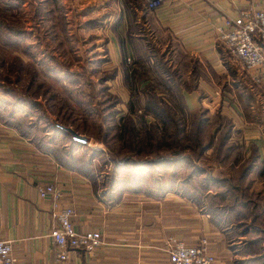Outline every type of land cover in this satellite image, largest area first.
<instances>
[{
  "label": "crops",
  "instance_id": "1",
  "mask_svg": "<svg viewBox=\"0 0 264 264\" xmlns=\"http://www.w3.org/2000/svg\"><path fill=\"white\" fill-rule=\"evenodd\" d=\"M89 2L85 11L82 3L65 6L67 22L71 24L67 12L73 10L77 29L89 28L93 41L101 42L93 46L101 51L91 49L96 55L88 59L90 67L93 72L111 70L101 77L102 86L117 90L120 108L124 109L130 89L123 73L133 67L132 88L171 84L187 109L204 110L208 122L216 116L229 121L228 140L239 145L240 161L252 155L260 168L264 162V89L251 82L215 28L240 8L264 7V0H166L152 11L144 9L142 0ZM235 84L243 92L235 95L226 90ZM45 182L60 187V203L74 209L75 228L100 231L101 242L91 252L70 249L66 260H55L49 236L55 220L48 199L40 197L36 188ZM252 185L264 189V176ZM103 189H96L94 180L63 165L0 120V238L11 242L14 264H168L163 245L169 235L187 245L205 238L214 256L212 264H246L250 256V246L244 247L241 235L228 239V228H220L187 197L117 195ZM176 197L187 203L176 204ZM160 207H167L166 212Z\"/></svg>",
  "mask_w": 264,
  "mask_h": 264
},
{
  "label": "rangeland",
  "instance_id": "2",
  "mask_svg": "<svg viewBox=\"0 0 264 264\" xmlns=\"http://www.w3.org/2000/svg\"><path fill=\"white\" fill-rule=\"evenodd\" d=\"M86 1L64 0L63 4L61 0H58L60 8H57L51 0H48V3L46 0H0V84L12 89L14 94L24 96L32 102L31 107L25 108L31 112L28 116H31V120L36 125L35 135H42L45 139L51 137L54 127H56L51 121L53 118L61 124L71 126L78 133L87 137L86 144L76 145L77 150L74 155L78 162L87 158L91 160L96 189H101L104 183L107 186L110 176L117 175V171L114 170L116 166H113L114 160H120L124 156L134 159L141 158L147 148L144 147L143 151L135 154L122 144L126 141L116 138V133L120 132L119 126L122 125L118 117L129 116L140 132L146 131L143 130L142 122L149 124L152 129H155L154 131H159L162 130L161 125H155V119L153 120L146 113L145 101L150 99L159 107H168V104H174L175 101L171 94L173 91H166L162 86L152 90L132 88L130 83H133L136 77L135 71L133 74L124 72V78L130 80H127L130 89L127 101L124 102V109L119 107L118 103L122 98L120 99L117 90L102 86L104 80L101 77L106 76L111 70L108 68L101 72H93L90 67L91 61L88 60L91 56L96 55L95 52L92 53L93 51H101L100 47H93L100 46L101 42L93 41L89 34V28L83 26L77 29L72 20L76 17L73 10L67 12L71 24L67 22L65 6H75V2H78L83 4L85 8L82 11H85L86 7L91 5ZM142 1L144 2V0ZM6 24L9 28L5 26ZM74 28L76 29L74 30ZM69 31L74 33L73 36ZM46 58L45 65L39 62ZM80 60L81 64H79ZM77 84L80 86L75 87ZM238 86L239 84H235L226 90H232L237 95L238 92H243V89ZM174 93L175 99L178 98L182 103L180 94L177 95V91ZM0 95L2 94L0 93ZM130 101L134 104L132 112H128ZM108 103L111 104V107L108 106ZM142 111L146 113L144 121L137 118V115ZM179 113L178 111L176 114H172L173 119ZM167 121L172 126L174 120L171 121L170 118ZM195 123L194 116L191 114L185 116L186 131L188 128H192ZM214 125V119H211L207 128L213 131ZM105 131H107L106 134H104ZM69 138L70 135L67 132H61L55 138L56 145H69ZM148 149L150 148L148 147ZM196 161L212 174L229 175L236 182V170H231L226 164L219 163L213 154L205 152L204 156ZM218 164H220V168L216 167ZM185 166L188 169V165L185 164ZM171 168L172 165L160 166L157 164L148 172L144 171L145 178L138 184L137 188L140 190L136 192L129 189V185H134L132 180L135 176V178L139 177L142 172L131 167L120 169V177L124 180L125 186L117 188L116 193L117 195L121 192L146 194L148 193L147 189L154 193L158 191L155 187L158 183H153L152 177L156 178L158 175L160 179L156 178V182L162 184V191H164H158V193L180 194L181 180L179 182L176 180L175 186L167 183L168 172H170L167 169ZM179 169L180 167L177 168L175 174L180 179L186 172ZM151 174H153L152 177ZM250 177H254V174H251ZM256 187L262 186L256 185ZM175 199H177L176 204L179 202L178 205L187 203L180 198L176 197ZM205 202L208 206L207 198ZM194 204H200V201ZM161 208V212L165 213L167 207Z\"/></svg>",
  "mask_w": 264,
  "mask_h": 264
},
{
  "label": "trees",
  "instance_id": "3",
  "mask_svg": "<svg viewBox=\"0 0 264 264\" xmlns=\"http://www.w3.org/2000/svg\"><path fill=\"white\" fill-rule=\"evenodd\" d=\"M51 1L56 4L57 8H60L58 0ZM46 2L48 3V0ZM5 26L8 27L7 24ZM39 62L45 65L47 58L39 60ZM49 71H52V69H49ZM134 71L135 69L132 67L130 73L133 74ZM79 86L75 85V87ZM162 88L166 91L169 90V92L173 91L171 94L175 102L171 104L172 106L168 104V107H159L157 103L150 99H147L144 103L146 113L153 120L155 119V125H161L162 130L154 131L155 129H152L149 124L142 122L143 130L146 131L140 132L129 116L122 114L123 118L118 117L122 125L119 126L120 132L116 133V138L126 141L122 144L135 154L143 151L144 147L150 149L147 150L146 148V152L143 153L144 155L141 158L134 159L124 156L120 160H114L113 166H116L114 170L117 171V175L114 174L115 176L112 175L108 178L107 186L104 183L101 187L105 189L101 192L106 193L109 191L110 194H116L117 188H124L125 184L120 177V169L131 167L134 170H139L138 172H142L139 177L135 178V176L132 180L135 184L129 185V189L136 192L140 190L137 188L138 184L145 178L144 171L148 172L150 168L157 164L160 166L172 165L171 169H167L170 170L167 177L168 185L175 186V181L179 182L181 180L180 195L189 198L196 204L197 201H200V204L196 205L197 207L208 212L220 228H228L226 230L228 233L225 234L228 239L232 235L238 234L242 236L245 242L244 247L250 246V252L248 250L250 256L245 260V263L264 264V189L252 185L253 181L258 178L262 179L264 176V162H261L260 168L257 169L252 155L240 161V151L237 149L239 145L228 140L230 133L229 121L216 116L214 119L215 127L212 131V129L207 128L208 119L204 114V110L187 109L183 102L181 103L178 98L175 99L174 91H177V95L179 92L171 84L168 86L162 84ZM145 90H152V88L147 86ZM0 93L3 95H0L1 121L12 125L21 135L28 137L40 149L50 152L63 165L75 169L90 180L95 179L91 160L87 158L78 162L75 158L76 145L83 144L69 138V145H56L55 138L61 132H64L56 127H54L53 135L47 137V139L42 135H35L36 125L31 120V116H28L31 112L26 109L31 107L32 102L24 96L14 94L12 89L2 84H0ZM245 99L247 98L245 97ZM246 101L248 102L249 99ZM108 106L111 107V104L108 103ZM128 107V112L134 111L132 101H130ZM176 110L180 113L173 119L172 114H176L178 112ZM146 113L142 111L137 115V118L144 121L143 118ZM188 114L194 116L196 123L186 131L185 116ZM170 118L171 121L174 120L172 126L167 121ZM116 123L118 122L116 121ZM208 150L214 155L215 160L227 162L229 169L236 170V182L229 175L212 174L211 171L196 163V160L204 156L206 151V153H209ZM185 164L188 165V169ZM235 164L236 167H234ZM178 167L186 172L180 179L175 174ZM251 174H254V177H250ZM152 176L153 174H151ZM156 178H159L158 175ZM156 178L152 177L153 183H158L155 185L156 189L164 192L162 191V184L156 182ZM147 191L146 194L159 197L164 195L158 193V191H156L157 193H153L149 189ZM206 198L208 199V206H206Z\"/></svg>",
  "mask_w": 264,
  "mask_h": 264
},
{
  "label": "built area",
  "instance_id": "4",
  "mask_svg": "<svg viewBox=\"0 0 264 264\" xmlns=\"http://www.w3.org/2000/svg\"><path fill=\"white\" fill-rule=\"evenodd\" d=\"M163 1L166 0H144V8L152 11ZM215 29L225 48L248 71L251 82L264 89V7L240 8L235 16L225 18ZM36 188L40 197L48 199L55 220L49 230L55 260H66L70 249L78 248L89 253L101 242L98 229L78 230L74 227L71 219L74 209L60 203L62 192L59 186L45 182ZM11 248L9 240L0 238V264H14ZM163 249L168 264H212L214 261L205 238L195 245H187L169 235L164 240Z\"/></svg>",
  "mask_w": 264,
  "mask_h": 264
},
{
  "label": "water",
  "instance_id": "5",
  "mask_svg": "<svg viewBox=\"0 0 264 264\" xmlns=\"http://www.w3.org/2000/svg\"><path fill=\"white\" fill-rule=\"evenodd\" d=\"M52 123L59 129L67 132L70 135V139L73 141H76L81 144L87 143V137L83 134L78 133L75 129H73L69 125H64L59 122H57L55 119L51 118Z\"/></svg>",
  "mask_w": 264,
  "mask_h": 264
}]
</instances>
